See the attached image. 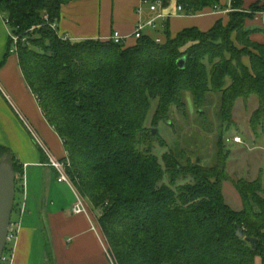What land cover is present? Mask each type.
<instances>
[{"label":"trees","instance_id":"trees-1","mask_svg":"<svg viewBox=\"0 0 264 264\" xmlns=\"http://www.w3.org/2000/svg\"><path fill=\"white\" fill-rule=\"evenodd\" d=\"M75 1L0 0V14L26 38L16 52L23 76L63 143L75 190L97 212L113 263L264 264L261 177L233 181L243 205L239 212L223 195L224 183L232 181L224 135L236 126L237 102L256 97L250 127L256 132L264 124V45L251 40L264 29L245 26L264 13V5L245 11L243 0H232L226 26L218 21L208 32L189 28L171 38L166 23V41L144 35L127 48L65 40L45 24V17L57 23L62 7ZM145 1L163 8L171 2ZM217 3L177 0L186 15ZM11 48L10 41L4 61ZM189 98L195 125L205 133L216 128L212 167L187 148L178 153L146 127L150 120L155 128L163 124L182 133L177 119L189 124ZM155 148L165 152L159 156ZM3 159L23 177V166L0 145ZM248 239L257 241L256 248Z\"/></svg>","mask_w":264,"mask_h":264},{"label":"crops","instance_id":"crops-1","mask_svg":"<svg viewBox=\"0 0 264 264\" xmlns=\"http://www.w3.org/2000/svg\"><path fill=\"white\" fill-rule=\"evenodd\" d=\"M257 3L264 4V0H243V9L248 11ZM178 7L177 0H171L166 8L159 7L157 12H152L145 0H78L62 7L56 29L60 37L72 42H107L113 33L118 32L124 38L125 47L131 48L137 44L133 34L140 22L156 19L158 25L168 23V34L174 38L189 28L208 32L218 21L226 26L233 11L232 0H218L216 5L195 15L180 13ZM159 15L162 18H158ZM245 26L251 30L264 29V13L247 20ZM144 35L166 39L160 26L155 30L145 29ZM251 40L264 45L262 33L253 34ZM9 45V26L0 14V87L44 140L51 153L57 159H66L61 139L47 122L25 81L17 54H10L4 61ZM243 63L250 67L249 59H243ZM188 104L191 110L190 98ZM237 104H241L240 110L242 108L246 116L259 106L256 97H251L248 102L239 100ZM234 121L235 127H238L236 118ZM250 130L249 140L242 138L243 144L229 143L247 148H254L255 145V151L264 153V131L262 128L261 133ZM0 145L14 154L24 171L21 200L18 202L20 211H13L12 215L13 222L18 225V236L13 245L11 264H111L97 214L92 211L89 214L72 212L77 200L75 190L67 184L58 183L56 172L46 166L44 154L1 90Z\"/></svg>","mask_w":264,"mask_h":264},{"label":"rangeland","instance_id":"rangeland-1","mask_svg":"<svg viewBox=\"0 0 264 264\" xmlns=\"http://www.w3.org/2000/svg\"><path fill=\"white\" fill-rule=\"evenodd\" d=\"M264 4H261L263 6ZM235 37V34L233 35V39ZM162 41H166V39H162ZM27 42V41H26ZM11 54H14L13 46L10 49ZM241 104H237L234 110V118H236L238 127H233L229 132L225 133V144H224V151L225 153L229 152V158L227 161V172L230 175L232 181L225 182L223 185V195L226 204L233 209L234 211H241L242 210V201L237 193L233 181H237L239 179H244L247 181H254L261 177L263 188H264V153L255 151V143H252L254 146L251 148H247L245 146H236L233 143H228L226 140L228 137L234 138L240 136L243 139L249 140L250 135V119L252 117V114H248L246 116L242 108L240 110ZM253 109V108H252ZM214 112L215 107L211 108V114L209 121H214ZM241 112V114H240ZM240 114V116H239ZM196 117V113L193 109H191V120L189 121V124L184 123L182 121V124L179 123L177 119V125L176 128H179L181 126L183 128L182 133L181 130H171L169 127L165 125H160L159 127L155 128L151 125V121L149 120L146 124L147 128H151L153 130H158L159 135L167 142L168 146L172 149H175L178 153L183 148H187L191 152V156H199L202 158V164L204 167H212L215 164V155H216V136L217 131L216 128H214V132L212 133H205L201 128L195 125L194 118ZM247 125V126H246ZM264 127L258 128L259 133H261ZM257 130V131H258ZM264 139V138H263ZM187 142V144H185ZM264 144V142H263ZM156 153L161 156L165 150H160L159 148H155ZM195 159V158H194ZM6 161V159H3ZM262 170V172H261ZM22 183H23V177L21 175H16V201L14 206V212H19L18 208V202L21 200V192H22ZM97 214V212H94ZM14 220H12L13 222ZM8 250V247L5 249L4 257L9 258L10 253Z\"/></svg>","mask_w":264,"mask_h":264},{"label":"built area","instance_id":"built-area-1","mask_svg":"<svg viewBox=\"0 0 264 264\" xmlns=\"http://www.w3.org/2000/svg\"><path fill=\"white\" fill-rule=\"evenodd\" d=\"M145 2H147V1H145ZM149 5H150V10L152 12H157L159 7H161L160 3H153V4L149 3ZM178 11L180 13H182L183 12L182 7L179 6ZM158 18H162V15H159ZM44 21H45V24H47L51 29H53L57 32L56 22H50V19L48 17H45ZM6 24H7V22H6ZM159 26L162 29L165 28V24L158 25L156 22V19H153L152 21H148L146 23L140 22L137 24L136 30H135L133 36L136 40H139L140 38H142L144 36L145 29L149 28V29L155 30ZM17 31H18V28H12L9 26V39H10L11 44L13 46L14 53H16L18 51V45L21 42L22 43L26 42V38L25 37L23 38V36L17 34ZM64 39L67 40V38H64ZM155 40L157 43L162 42V40L160 38H155ZM109 41H113L114 43L119 44V45H125L124 38L118 32L113 33V35L110 37ZM0 90L3 93V95L5 96L6 100L10 104V106L12 107L13 111L16 113L17 117L19 118V120L21 121L23 126L25 127V129L28 131V133L33 138L36 145L39 147V149L44 154V156L47 160L46 166L52 168L56 172L58 183L67 184V185L73 187V189L75 190L73 182H72L71 177H70V174L68 172V169L70 167L69 161L67 159H62V160L57 159L51 153V151L47 147L44 140L39 136V134L35 131V129L31 126V124L23 116V114L19 111V109L13 103L11 98L5 93V91L1 87H0ZM226 141L228 143L233 142L234 144H243L242 138L239 136L234 137L232 139L227 138ZM75 193L77 195V200H76L75 205L72 208V212L74 214H89L91 211L90 207L88 206L86 201L77 193L76 190H75ZM17 236H18V225H17V223L11 222V226L9 228V233H8V238H7V246H6V248L8 247L7 251H9L10 256L6 260V258L3 255L1 264H11L13 245L17 239ZM106 254H107V257L109 258V261L111 262V264H114L110 255H109L108 249L106 251Z\"/></svg>","mask_w":264,"mask_h":264},{"label":"water","instance_id":"water-1","mask_svg":"<svg viewBox=\"0 0 264 264\" xmlns=\"http://www.w3.org/2000/svg\"><path fill=\"white\" fill-rule=\"evenodd\" d=\"M180 68H184L185 59L178 61ZM157 134V130L153 131ZM16 201V174L13 166L5 161L0 160V264L2 262L3 254L7 246V238L9 228L12 222V215ZM238 237H244L243 232L238 229ZM248 241L256 248L257 241L255 239H248Z\"/></svg>","mask_w":264,"mask_h":264}]
</instances>
